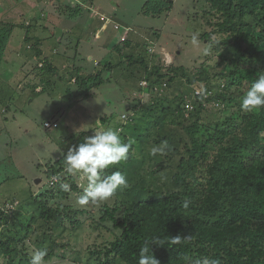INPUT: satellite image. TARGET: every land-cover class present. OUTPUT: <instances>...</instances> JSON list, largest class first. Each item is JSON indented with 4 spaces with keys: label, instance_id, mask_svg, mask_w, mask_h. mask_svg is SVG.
I'll return each mask as SVG.
<instances>
[{
    "label": "rangeland",
    "instance_id": "374dc122",
    "mask_svg": "<svg viewBox=\"0 0 264 264\" xmlns=\"http://www.w3.org/2000/svg\"><path fill=\"white\" fill-rule=\"evenodd\" d=\"M51 3L54 7H60L62 14L66 10L68 15L72 14L63 18L66 27L73 25V15L82 8L90 9L94 6L95 12L101 11L110 16V22H106L107 25L102 29L104 36L100 38L101 28H93L90 36L92 32L94 35H86L76 60V66H82L81 69L87 76L103 71V84L98 87L94 85V81H87L84 86L79 87L74 80L75 83L70 84L73 91L70 94L67 73V77H64L66 82L55 80L56 88L38 94L29 87L24 73L19 74V71L10 70L5 64L0 65V211L9 215L10 220L14 219L17 224L19 215L31 214L32 207L28 202L50 195L47 192L55 193L48 197V201H43L48 202L52 208L66 205L87 213L78 218L85 222L81 229L66 231L62 242H69L70 246L60 252L63 256L45 260V264H96L97 253H106V248L116 238L108 229L112 228L109 223L105 224L107 227L101 222L99 224L101 209L105 205L114 206L116 199L80 206L77 199L83 191V181L79 176L63 173L61 178L68 177V183L59 184L69 185V191L64 197L59 193L57 181L51 179V168L55 161L64 157L70 147L81 143L85 136L94 135L91 130L100 126L126 124L134 115L138 118L139 113L135 112L142 105H158L159 99L174 101L171 123L182 119L176 110L182 99L184 102L180 108L185 112V118H190V114L198 106H202L200 117L205 126L201 127V133L197 137L206 140L209 134L214 133L216 125H222V129H234L240 122L243 110H239L241 96L238 97L240 93L244 95L248 88L243 87L236 93L233 89L235 101L222 103L220 95L227 92L224 91L226 81L219 75L230 69L228 59L234 57V40L228 27L225 31L221 30V16L213 11L209 0H51ZM20 4L21 0H0V39L3 26L10 28L15 26L14 23L25 24L27 16L23 17L19 11ZM46 4H50L49 0L42 2V8ZM89 14L86 22L88 25L95 22L93 18L96 16L94 12ZM3 17H9L6 20L13 23L6 25ZM77 18L75 25L82 23L87 16L83 14L81 19ZM57 26H51L46 36L55 35L59 29ZM85 26L84 23L80 24L82 29ZM115 26L119 30H115ZM22 34L21 28L16 29L13 41L20 39ZM194 34L198 37L199 46H194L191 42ZM13 45L11 44L7 56L11 54ZM5 50L6 48L3 53ZM141 54L149 63L150 72L157 68L163 76H152L149 82L139 64L129 65L128 55H134L136 61ZM111 64L114 69L110 67ZM171 69L177 72L174 74ZM181 69L190 74L192 80L203 69H207L216 75V82L212 85L205 81L189 84L183 78ZM40 75L41 73L34 72L38 83L44 80L39 79ZM170 77H174L171 82ZM23 80L25 81L21 85ZM143 81L148 86H141ZM17 95L21 98V106L7 99ZM46 123H50L51 127L46 128ZM84 125L89 126L77 133ZM168 129L182 134L178 124H171ZM74 134L77 136L72 141ZM150 143L154 146V139ZM201 171L205 175L207 164L203 165ZM55 176L60 179V175ZM70 177L77 184L78 191L72 190ZM195 189L197 193L204 191L199 185ZM27 203L30 207H27ZM7 229L8 226L4 225L0 230L5 232ZM69 236L72 237L68 238ZM30 238H26V242L20 247H27L32 254L37 247Z\"/></svg>",
    "mask_w": 264,
    "mask_h": 264
},
{
    "label": "trees",
    "instance_id": "16d2710c",
    "mask_svg": "<svg viewBox=\"0 0 264 264\" xmlns=\"http://www.w3.org/2000/svg\"><path fill=\"white\" fill-rule=\"evenodd\" d=\"M209 2L213 11L221 16V30L228 27L234 40V57L228 59L230 69L219 75L226 81L224 91L227 92L220 95L222 103L233 102L234 91L249 88L258 73L264 71V0ZM10 33V28L3 26L0 62ZM133 56L128 55L129 65L139 64L149 82L152 76H163L157 68L150 72V65L142 54L136 61ZM181 70L189 84L216 82V75L207 69L195 75L194 80ZM99 72L82 76L76 69L73 77H78L79 87L87 81H94L99 87L103 84V71ZM240 96L243 95L240 93L238 98ZM183 102L184 99L176 107L182 118L180 122L171 123L174 101L159 99L157 106L142 105L135 112L139 113L138 118L134 115L126 124L118 125L125 129L122 138L135 143L128 159L105 173L122 171L128 186L118 189L110 198L116 199L114 206L105 205L101 209L99 224L107 227L105 224L109 223L112 228L108 229L116 238L110 242L106 253H97L96 264H136L139 249L146 239L177 236L182 239L191 236V239L177 245L165 243L152 247L159 264H187L188 257H211L218 259L220 264H264V111H241V120L234 129H222L218 124L214 133L204 140L197 137L205 126L200 117L203 107L198 106L190 118H185L180 108ZM171 124H178L182 134L171 132L168 129ZM76 136L74 134L71 140ZM151 139L155 145L167 141L170 151L164 156H151ZM63 158L55 161L51 173L60 175L56 183L59 193L65 197L67 191L61 190L59 184L68 183V177L61 178ZM205 164L204 175L201 169ZM69 180L73 183L72 190L78 191L74 179L70 177ZM198 185L204 188L201 193L195 191ZM50 195L28 202L31 214L19 215L17 224L0 211V229L8 226L5 232L0 230V264H30L31 254L27 247H20L28 237L34 240L37 249L47 248L45 260L63 256L60 252L70 246L69 242H62L66 231L81 229L85 222L78 218L87 211L73 210L66 205L52 208L43 201H48ZM186 199L190 204L184 209L182 204Z\"/></svg>",
    "mask_w": 264,
    "mask_h": 264
},
{
    "label": "clouds",
    "instance_id": "9594fccd",
    "mask_svg": "<svg viewBox=\"0 0 264 264\" xmlns=\"http://www.w3.org/2000/svg\"><path fill=\"white\" fill-rule=\"evenodd\" d=\"M194 46H199L197 35L192 36L191 40ZM240 107L246 112L264 111V71L258 73L257 77L251 83L246 93L240 99ZM89 125H84L77 130V133ZM94 135L85 136L83 142L68 149L63 158V171L67 175L79 176L83 181L82 193L78 196L77 204L86 206L89 203L99 204L109 200L119 189L123 190L128 186L126 175L115 170L110 174H105L106 170L120 165L128 159V154L134 140L125 141L122 138L123 128L109 125L100 126L96 130H91ZM76 133V134H77ZM170 151L167 141H162L150 149V155L153 157L164 156ZM53 181H58L59 177L53 176ZM63 191H69V185L60 184ZM190 201L184 200L182 207L187 209ZM191 236L181 238H160L152 237L146 239L139 249L136 264H159L155 258L152 247L164 246L165 243L171 245L180 244L182 241H188ZM48 255L47 248L35 249L31 254L30 264H45V257ZM187 264H220L218 259L211 257L187 258Z\"/></svg>",
    "mask_w": 264,
    "mask_h": 264
},
{
    "label": "crops",
    "instance_id": "0c3cea01",
    "mask_svg": "<svg viewBox=\"0 0 264 264\" xmlns=\"http://www.w3.org/2000/svg\"><path fill=\"white\" fill-rule=\"evenodd\" d=\"M43 1L45 0H21L19 11L22 12L23 17L26 15L27 19L24 20L25 24L14 23V27L10 26V38L5 47L6 50L2 55L0 65L5 64L10 70L19 71V74L24 73L25 80H28L29 87H32L35 93L38 94L56 88L57 83L55 80L64 82V77H67L66 74L68 73V79L66 78V81L68 82V92L70 91L71 94L73 91L71 90L72 87H70V84L78 82V77L75 75L73 77L75 70L79 69L82 76H87L85 71L81 69L82 66H76V60L80 54V47L85 41L86 35L91 37L94 35L92 32L90 36V32L93 28H95V30L101 28L99 31L100 38L104 36L105 32H103L102 29L107 25L106 22H110L111 18L100 10H97L100 11L99 13L95 12L94 6L90 9H84L81 7V11L79 10V13L73 15L74 18L71 20L73 25H67L66 27L63 18L68 15V10L65 11V14H62L63 10L60 7H54L51 0H49L50 4H48V6L46 4V7L42 8ZM90 12H94L96 16L93 18V20L95 19V22L88 25L86 22L89 19L88 16L90 15ZM83 14H86L87 18H83L82 20V23L86 24L82 29L80 27V24L82 23L75 25V19L78 20L77 17L81 19ZM70 15L72 14H69L68 16ZM99 16L101 18H99ZM8 18L9 17H3L5 20ZM6 23L10 25V23L12 24L13 22L6 20L5 24ZM53 25H58L57 28L59 27V29H57V33L55 35L52 34L46 36V32L49 31L50 27ZM20 28L21 31H23L21 38L13 41L14 38L12 36L14 31ZM114 29L119 30L117 26H115ZM11 44H14V47H12L10 51L11 54L7 56ZM91 58L92 56H90L89 59ZM111 66L113 68L112 64ZM67 67H71L72 69H67ZM63 68L66 69L61 71ZM34 72L41 73L43 76L40 75L39 79L44 80L42 82L39 81L38 83V78L34 76ZM71 76L73 77L72 80ZM69 79L71 81H69ZM25 80L21 82V85ZM73 80H75V82ZM42 86L43 92L40 93ZM7 99H9L10 102L16 103L17 106H21L20 96H11Z\"/></svg>",
    "mask_w": 264,
    "mask_h": 264
},
{
    "label": "built area",
    "instance_id": "2783aa9c",
    "mask_svg": "<svg viewBox=\"0 0 264 264\" xmlns=\"http://www.w3.org/2000/svg\"><path fill=\"white\" fill-rule=\"evenodd\" d=\"M141 86H143V87L148 86V83L146 81H143L142 84H141ZM45 126L47 128H49V127H51V124L50 123H46Z\"/></svg>",
    "mask_w": 264,
    "mask_h": 264
}]
</instances>
